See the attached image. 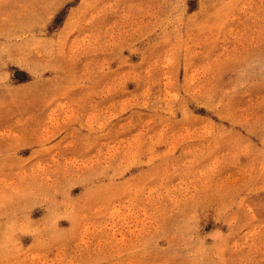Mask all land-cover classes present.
Wrapping results in <instances>:
<instances>
[{"label":"rangeland","instance_id":"rangeland-1","mask_svg":"<svg viewBox=\"0 0 264 264\" xmlns=\"http://www.w3.org/2000/svg\"><path fill=\"white\" fill-rule=\"evenodd\" d=\"M0 264H264V0H0Z\"/></svg>","mask_w":264,"mask_h":264}]
</instances>
